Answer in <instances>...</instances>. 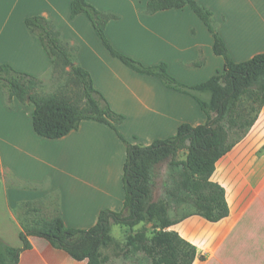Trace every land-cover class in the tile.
Wrapping results in <instances>:
<instances>
[{
	"label": "crops",
	"instance_id": "obj_1",
	"mask_svg": "<svg viewBox=\"0 0 264 264\" xmlns=\"http://www.w3.org/2000/svg\"><path fill=\"white\" fill-rule=\"evenodd\" d=\"M116 15L106 35L118 51L144 65L167 64L177 80L194 85L224 69L214 37L189 6L148 12V0H87ZM212 12V24L236 62L264 53V0H196ZM72 0H0V64L43 77L52 70L41 41L26 19L42 15L61 38L77 48L76 62L111 108L125 116L119 131L134 144H151L176 134L182 123L204 124L206 115L189 94L141 74L104 46L89 18L71 17ZM34 106L0 87V237L21 247V206L58 195L68 227L94 226L102 210L123 209L126 146L110 126L83 120L78 129L50 139L33 127ZM211 180L225 189L229 214L210 221L199 214L171 226L194 244L192 264H264V106L248 134L216 163ZM19 264H87L48 239L30 235Z\"/></svg>",
	"mask_w": 264,
	"mask_h": 264
},
{
	"label": "trees",
	"instance_id": "obj_2",
	"mask_svg": "<svg viewBox=\"0 0 264 264\" xmlns=\"http://www.w3.org/2000/svg\"><path fill=\"white\" fill-rule=\"evenodd\" d=\"M189 6L205 23L214 37L213 50L225 60L224 69L206 81L194 85L180 82L172 76L167 64L144 65L139 60L113 47L106 35V26L117 16L97 9L87 0H72L71 17L85 14L97 35L110 53L133 70L159 78L161 82L177 91L191 95L206 115L200 125L182 123L175 135L156 139L151 144H134L118 126L125 116L114 111L104 95L94 87L88 70L76 62L77 48L61 38L56 25L42 15L26 19L29 30L39 38L52 64V72L70 68L81 88L80 101H71L58 94H40L41 77L18 70L9 63L0 64V87L9 104L13 99L34 106L33 127L40 136L57 139L78 129L83 120L104 123L115 130L126 146L123 168L125 200L123 209L102 210L97 223L88 228L68 227L59 209L50 218L31 216L36 212L25 204L27 220L18 215L22 230L21 247L12 246L0 237V264H19L20 254L30 247L28 236L48 239L55 247L67 251L87 264H104L106 256L102 249L114 242L112 228L115 225L134 229L141 223H151L153 230L147 236L144 230L130 234L127 246H136L152 261V264H192L197 255L194 244L185 240L171 226L177 222L169 215L167 203L154 200L156 167L170 161L183 169V188L194 197L196 212L210 221H218L229 214L224 187L211 180L217 161L243 139L264 106V53L236 62L212 24V12L196 0H148L147 11L177 9ZM185 158L178 160L180 152ZM189 215V214H187ZM186 216V215H185Z\"/></svg>",
	"mask_w": 264,
	"mask_h": 264
},
{
	"label": "rangeland",
	"instance_id": "obj_3",
	"mask_svg": "<svg viewBox=\"0 0 264 264\" xmlns=\"http://www.w3.org/2000/svg\"><path fill=\"white\" fill-rule=\"evenodd\" d=\"M42 79L43 83L37 89L40 94L55 93L74 102L82 100L81 88L75 77L70 73L69 67L56 73L51 70ZM185 154L186 152H180L178 160L184 159ZM155 173L156 187L153 198L167 203L171 218H179L198 210L194 197L183 188L182 181L184 177L181 165L171 164L168 160L159 164ZM30 206L36 210L31 216L50 218L58 214V195L51 194L44 200L35 202ZM26 208L23 205L18 212L20 218L24 220H27L26 217L29 218L24 212ZM141 230H144L147 236L150 237L153 225L151 223H141L134 229L119 225L113 226L111 234L114 237V242L102 249V253L107 257L104 264H152L151 259L143 251L136 248V246L129 247L126 244L130 234Z\"/></svg>",
	"mask_w": 264,
	"mask_h": 264
}]
</instances>
